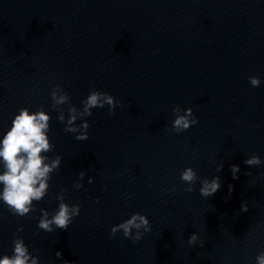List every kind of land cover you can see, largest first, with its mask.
Wrapping results in <instances>:
<instances>
[{
	"label": "clouds",
	"instance_id": "obj_1",
	"mask_svg": "<svg viewBox=\"0 0 264 264\" xmlns=\"http://www.w3.org/2000/svg\"><path fill=\"white\" fill-rule=\"evenodd\" d=\"M249 83L252 87H259L261 81L258 77H249ZM50 97L52 100V108L57 110L59 115L58 121L65 124L64 131L74 133L75 139L85 141L89 139L88 129L90 124L85 117L92 115V110L96 108H104L108 106L109 115H115V109L120 105V102L112 95L106 92L93 90L89 92L87 98L82 101V108L70 104V96L60 86L54 85ZM68 105L67 119L63 105ZM175 119L172 122L173 131L180 134L190 127L198 124L199 120L194 115L191 107L184 109L181 114V109L177 105L173 109ZM81 120L79 125L77 120ZM50 115L42 108L35 112H30L28 108H21L18 114L12 120L11 128L3 135L0 140V163L3 165V172L0 174V185H3L0 190V201L8 208V211L13 215L24 217L34 211V202H39L44 199L48 193L49 180L54 171L59 170L61 165V156L56 155L49 159L46 153L54 151V145L50 142L48 131L50 128ZM248 166H258L261 164L259 156L253 155L244 161ZM223 164L217 166V171L222 170ZM240 171L238 165L231 166L233 179H237V173ZM79 180L73 185L77 190L83 187L82 181L86 175L84 171L79 172ZM250 175V173H246ZM198 177L196 171L188 167L181 173V180L190 185L186 189L187 192H193L194 185ZM93 179L89 177L88 183L91 184ZM199 189L200 196L209 198L214 196L219 191L220 177L216 176L212 179L204 178L200 181ZM149 187H152L149 185ZM232 185H229V192L232 191ZM65 190L56 197L59 201L58 210L51 215L41 209V217L38 222V228L45 232L51 233L57 229L68 230L73 222L74 217L80 215L79 204H69L65 201ZM241 211L247 212L248 205H241ZM135 230V233L133 232ZM151 224L146 215L139 213L133 214L126 221L114 225L110 229V238L115 237L118 233H123L124 238L130 239L133 243L138 242L143 237L144 233L151 232ZM23 231L21 226L18 230ZM200 239L197 233H193L188 238L189 245H196ZM203 247V242L200 243ZM57 258L62 257V252L55 253ZM257 264H264V252L256 256ZM0 264H38V257L33 256L24 240L18 236L13 238V254L11 256L5 254L0 258ZM63 264H70L64 260Z\"/></svg>",
	"mask_w": 264,
	"mask_h": 264
}]
</instances>
